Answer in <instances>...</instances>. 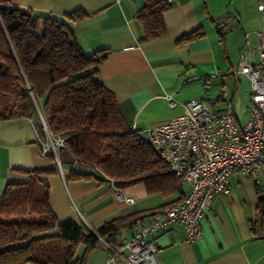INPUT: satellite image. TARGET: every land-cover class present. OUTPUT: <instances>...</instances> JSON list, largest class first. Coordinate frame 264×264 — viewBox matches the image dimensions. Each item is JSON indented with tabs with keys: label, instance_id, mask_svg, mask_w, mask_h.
I'll list each match as a JSON object with an SVG mask.
<instances>
[{
	"label": "crops",
	"instance_id": "1",
	"mask_svg": "<svg viewBox=\"0 0 264 264\" xmlns=\"http://www.w3.org/2000/svg\"><path fill=\"white\" fill-rule=\"evenodd\" d=\"M6 1L57 19L74 11L83 12L86 17L82 21L66 23L85 54L102 52L106 56L96 80L114 94L123 119L144 136L146 130L182 114L183 103L189 100L203 99L214 114L222 112L227 104L221 98L223 92L240 123L235 105L242 93L247 102L249 92H244V84L248 82L233 70L242 62H259L256 33L263 29V19L258 0H252L248 8L235 0L217 4L215 0H172L162 14L164 35L147 41L142 40L143 27L136 19L144 0ZM196 30L203 35L177 42ZM168 95L175 101L174 107L168 105ZM44 142L39 119L0 122V198L7 184L27 182L26 171L53 170L42 179L49 185V205L59 223L71 220L96 231L117 219L142 217L120 230L110 245L113 249L121 248L153 214L180 201L187 189L184 182L171 176L162 179L155 192L149 191L144 182L125 185L72 180L68 173L75 163L65 156L64 162H59L61 175L55 159L42 153ZM231 183V192L216 197L205 213L201 235L195 242L185 243L184 229L178 224L150 237L157 249L158 264H264V213L257 214V191L264 194V176L255 183L233 173ZM116 193L131 201L116 200ZM106 244L101 240L86 255L84 264H125ZM83 253L84 246L79 245L74 264H79Z\"/></svg>",
	"mask_w": 264,
	"mask_h": 264
},
{
	"label": "trees",
	"instance_id": "2",
	"mask_svg": "<svg viewBox=\"0 0 264 264\" xmlns=\"http://www.w3.org/2000/svg\"><path fill=\"white\" fill-rule=\"evenodd\" d=\"M168 8L163 0H144L136 15L143 27L142 40L164 35L162 14ZM85 17L79 10L64 19L37 15L0 0V122L35 121L39 111L51 135L63 139L59 162L68 156L75 163L68 173L72 180L144 182L152 192L170 176L183 182L168 170L147 138L123 119L114 94L97 82L106 56L85 54L66 23ZM202 35L196 30L177 42ZM51 173L26 171L27 182L10 183L3 190L0 264H74L79 245L84 253L78 263L84 264L101 240L112 246L121 229L142 218L117 219L96 231L71 220L59 223L49 205V185L42 179ZM257 194L261 216L264 194L260 190Z\"/></svg>",
	"mask_w": 264,
	"mask_h": 264
},
{
	"label": "built area",
	"instance_id": "3",
	"mask_svg": "<svg viewBox=\"0 0 264 264\" xmlns=\"http://www.w3.org/2000/svg\"><path fill=\"white\" fill-rule=\"evenodd\" d=\"M163 1L169 4L172 0ZM257 9L263 19V29L256 33L259 62H242L233 70L249 84L246 122L240 124L236 120L232 104L223 92L221 98L227 101V107L218 114L211 111L205 100L193 99L183 103L182 114L146 130L145 136L159 158L173 175L183 180L187 189L180 201L143 222L121 248L106 244L114 257L125 264H158L157 249L150 237L174 224L183 227L185 243L195 242L214 199L231 192L233 173L255 183L264 176V0H258ZM166 100L170 107L176 105L171 96H166ZM38 119L45 133L42 153L53 156L62 175L58 153L64 147L63 139L51 135L39 111ZM108 182L114 184L113 180ZM115 198L131 201L119 193Z\"/></svg>",
	"mask_w": 264,
	"mask_h": 264
},
{
	"label": "rangeland",
	"instance_id": "4",
	"mask_svg": "<svg viewBox=\"0 0 264 264\" xmlns=\"http://www.w3.org/2000/svg\"><path fill=\"white\" fill-rule=\"evenodd\" d=\"M227 2H229L230 0H226ZM216 4L221 2V0H215L214 1ZM235 2H237L238 4L241 5L242 8H248L250 6H252V0H235ZM260 15L262 16V14L260 13ZM245 85V89L244 92H249V84L246 83ZM243 94V93H242ZM240 96L239 101L237 103V105H235V114L238 118V120L240 121V123L244 124L247 120V102L246 99L244 98V94ZM227 107V104L226 106ZM144 138H146V136H144Z\"/></svg>",
	"mask_w": 264,
	"mask_h": 264
}]
</instances>
